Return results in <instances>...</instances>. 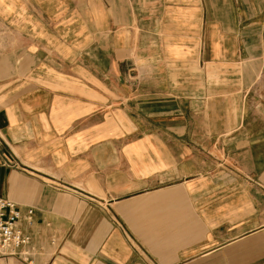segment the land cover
Instances as JSON below:
<instances>
[{"label":"crops","instance_id":"1","mask_svg":"<svg viewBox=\"0 0 264 264\" xmlns=\"http://www.w3.org/2000/svg\"><path fill=\"white\" fill-rule=\"evenodd\" d=\"M0 26L30 236L0 264H264V0H0Z\"/></svg>","mask_w":264,"mask_h":264},{"label":"built area","instance_id":"2","mask_svg":"<svg viewBox=\"0 0 264 264\" xmlns=\"http://www.w3.org/2000/svg\"><path fill=\"white\" fill-rule=\"evenodd\" d=\"M31 212L32 210H29L28 215ZM21 217L22 214L15 202L0 197V255L22 252L29 245L30 236L23 233L18 226Z\"/></svg>","mask_w":264,"mask_h":264},{"label":"rangeland","instance_id":"3","mask_svg":"<svg viewBox=\"0 0 264 264\" xmlns=\"http://www.w3.org/2000/svg\"><path fill=\"white\" fill-rule=\"evenodd\" d=\"M3 38H4V29H2V27L0 26V45L2 43Z\"/></svg>","mask_w":264,"mask_h":264}]
</instances>
